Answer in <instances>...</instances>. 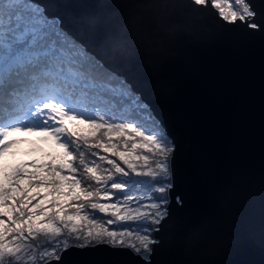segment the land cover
<instances>
[{
    "label": "snow or ice",
    "instance_id": "snow-or-ice-1",
    "mask_svg": "<svg viewBox=\"0 0 264 264\" xmlns=\"http://www.w3.org/2000/svg\"><path fill=\"white\" fill-rule=\"evenodd\" d=\"M191 3L264 35L253 0ZM26 136L53 150L10 163ZM176 150L143 97L60 17L37 0H0V264H66L69 250L101 246L152 264Z\"/></svg>",
    "mask_w": 264,
    "mask_h": 264
},
{
    "label": "water",
    "instance_id": "water-1",
    "mask_svg": "<svg viewBox=\"0 0 264 264\" xmlns=\"http://www.w3.org/2000/svg\"><path fill=\"white\" fill-rule=\"evenodd\" d=\"M37 2L127 79L177 146L152 264H264V35L191 0ZM63 259L143 264L103 246Z\"/></svg>",
    "mask_w": 264,
    "mask_h": 264
},
{
    "label": "rangeland",
    "instance_id": "rangeland-1",
    "mask_svg": "<svg viewBox=\"0 0 264 264\" xmlns=\"http://www.w3.org/2000/svg\"><path fill=\"white\" fill-rule=\"evenodd\" d=\"M22 139L25 140V143L18 146L17 155L14 158H11V157L9 158L10 163H16L22 160L26 161V160H31L33 158L41 157L42 153H36L34 155L29 154V150L34 147H39L40 149H43L44 151L53 150L48 144L40 142L38 137L26 136V137H22Z\"/></svg>",
    "mask_w": 264,
    "mask_h": 264
},
{
    "label": "bare ground",
    "instance_id": "bare-ground-1",
    "mask_svg": "<svg viewBox=\"0 0 264 264\" xmlns=\"http://www.w3.org/2000/svg\"><path fill=\"white\" fill-rule=\"evenodd\" d=\"M56 4V3H55ZM52 9L55 11V10H57V9H59V6L58 5H54V6H52ZM71 36H73L71 33H70V31H68V30H66ZM74 38H76L77 40H79V41H83L91 50H93L94 51V49L90 46V41H88L87 39H86V37H84L82 34L81 35H79L78 37H75V36H73ZM92 42V41H91ZM95 52V51H94ZM102 53V52H101ZM134 58H135V56H134ZM117 68V67H116ZM150 107V106H149ZM150 110H151V108H150ZM158 121H159V119H157ZM160 122V121H159Z\"/></svg>",
    "mask_w": 264,
    "mask_h": 264
}]
</instances>
